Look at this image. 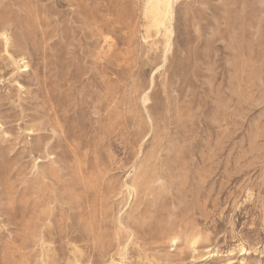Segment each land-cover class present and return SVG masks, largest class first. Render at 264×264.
Masks as SVG:
<instances>
[{"label": "rangeland", "instance_id": "374dc122", "mask_svg": "<svg viewBox=\"0 0 264 264\" xmlns=\"http://www.w3.org/2000/svg\"><path fill=\"white\" fill-rule=\"evenodd\" d=\"M0 264H264V0H0Z\"/></svg>", "mask_w": 264, "mask_h": 264}, {"label": "bare ground", "instance_id": "6f19581e", "mask_svg": "<svg viewBox=\"0 0 264 264\" xmlns=\"http://www.w3.org/2000/svg\"><path fill=\"white\" fill-rule=\"evenodd\" d=\"M9 47V46H8Z\"/></svg>", "mask_w": 264, "mask_h": 264}]
</instances>
